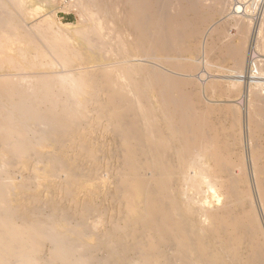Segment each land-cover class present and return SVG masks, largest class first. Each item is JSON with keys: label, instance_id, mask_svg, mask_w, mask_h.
Here are the masks:
<instances>
[{"label": "bare ground", "instance_id": "1", "mask_svg": "<svg viewBox=\"0 0 264 264\" xmlns=\"http://www.w3.org/2000/svg\"><path fill=\"white\" fill-rule=\"evenodd\" d=\"M61 1L88 16L75 38L45 20L30 24L22 0H0V264H264L263 225L234 143L245 124L232 105L219 112L233 123H216L207 92L173 71L188 60L194 72L202 58L219 71L232 65L236 74L220 79L232 90L255 85L248 104L264 140V66L254 76L246 64L261 29L251 31L241 5L233 23L210 27L227 0ZM211 78L204 87L215 94L222 80ZM98 130L117 145L112 187L100 180ZM255 148L264 214V149ZM13 167L29 175L16 182ZM87 181L107 188L108 204ZM98 217L107 230L90 224Z\"/></svg>", "mask_w": 264, "mask_h": 264}, {"label": "rangeland", "instance_id": "2", "mask_svg": "<svg viewBox=\"0 0 264 264\" xmlns=\"http://www.w3.org/2000/svg\"><path fill=\"white\" fill-rule=\"evenodd\" d=\"M62 2V3H61ZM60 2V0H56L55 2H53V3H46V2H38V1H36V0H22V5L24 6V7H26L27 9H28V11H29V13H30V15H31V19H30V24L32 23H36L37 24V22L38 23H40L41 21H48L49 23H50V28H51V26H52V30H60V32L61 33H63V35H66V36H69L70 38H75L76 37V34H77V32H75V30H84L85 28H86V26H88V16L87 15H82V16H84V17H81V15L79 14H77V13H79L78 12V10L76 9V8H74V6H72L71 4H69V3H67L66 2V5L64 4L65 2H63V1H61ZM213 2V3H212ZM209 3H212V6L214 7L216 4H215V2L212 0V1H210ZM228 3V4H227ZM230 3V4H229ZM232 3V4H231ZM241 3V4H240ZM237 4V5H236ZM71 7L72 6V8L73 9H71L69 6ZM225 6H223L225 9L223 10V13H225V14H222V15H220V16H216V18H215V20H214V22H216V23H212L211 25H210V27H219V26H222L223 24H225V23H227V21H228V23L231 21V23H233V21L232 20H234L233 18L234 17H236V15H235V13H233V12H235V8L236 7H238V6H240L241 5V7H242V13H240V14H238L240 17L241 16H245V20H248V21H246L247 22V24H248V26H249V24H250V27L249 28H251V31H254V30H256L257 31V37H259V31L258 30H260V43L262 44V43H264V0H227L226 1V3L224 4ZM62 7V8H61ZM63 7H65V8H63ZM222 7V8H223ZM66 9V10H65ZM75 9V10H74ZM69 10V11H68ZM233 10V11H232ZM65 11V12H64ZM225 11H227V13L225 12ZM245 11V12H244ZM68 12V13H67ZM246 13V14H245ZM247 13H248V15H247ZM232 15V16H231ZM237 15V16H238ZM250 15V16H249ZM87 16V17H86ZM225 16V17H224ZM234 16V17H233ZM95 18H96V15L94 16ZM94 17L92 18V20H94ZM222 17V18H221ZM231 17H233V18H231ZM88 20H87V19ZM220 18V19H219ZM226 18V19H225ZM247 18H249V19H247ZM222 19V20H221ZM225 19V20H224ZM251 19H253V20H251ZM41 20V21H40ZM87 20V21H86ZM223 20H224V22H223ZM258 20V21H257ZM261 20V21H260ZM219 21V22H218ZM52 22V23H51ZM34 23V24H35ZM55 25H54V24ZM230 23V24H231ZM217 24V25H216ZM258 24H260V25H262V26H260V25H258ZM232 25V24H231ZM233 26V25H232ZM231 26V27H232ZM230 27V33L232 34V35H234V34H236L237 33V29L233 26L232 28ZM259 27H261V28H259ZM233 29V30H232ZM262 36H263V38H262ZM258 39V38H257ZM260 43H258V41L256 40L255 41V43L254 44H256V48L253 46V47H251L250 46V43L248 44L249 46H248V48H247V52H246V64L248 65V61L250 62V65L252 64V67L253 68H250V69H252V73H251V71H250V73L251 74H254V76H258V70L260 71V69H261V66H264V63H263V59H264V53H263V51H264V44L263 45H261ZM263 46V47H262ZM260 47H262V48H260ZM251 48V49H250ZM253 49V50H252ZM260 49V50H259ZM255 51V52H254ZM258 51V52H257ZM251 52V53H250ZM252 52H253V55H254V53H255V56L257 57V58H255V56L254 57H252L253 55H252ZM261 52V53H260ZM259 53V54H258ZM37 54V52H35L32 56H35ZM202 56H203V54H202ZM250 56V57H249ZM249 57V58H248ZM54 59H56V60H59L60 61V58H58V57H53ZM259 58H260V60H259ZM263 58V59H262ZM37 59H42V56H39ZM194 59H195V57H194ZM204 58H202V60H203ZM250 59V60H249ZM253 59H255V61H253ZM199 60L200 62L198 63L197 61H196V64L198 63V64H200L199 66H200V68H198V69H196V71H194V72H191V69L189 68V71H188V66H189V63H190V61H188V60H186L185 62L183 61L182 62V64H184V65H186L185 66V68H184V70L183 69H181L180 71L179 70H173V71H179L178 73L177 72H175V74L174 75H179L180 73V76H179V78H182V79H188L191 83L190 84H193V86H191L190 84V89H193V88H196V89H199V91H201L200 92V95H205L204 93H206V96H204V98H203V95H202V98H203V100H204V102L206 103V104H208V105H212L211 107H213L214 108V110H215V112H216V117L217 116H219V117H217L216 119H215V121H216V123H219V122H222V123H225V122H227V123H225V124H227L228 126L231 124V123H233V122H230L231 120H232V115H231V113H230V115H229V113H228V116H224L225 114L223 113V110H221L220 112H219V110L220 109H224L227 105L228 106H230V105H232L233 106V109H234V111H235V109H236V111L235 112H233L232 114L234 115V113L236 114V112H237V118H238V120H239V118H240V120H239V124H242V126H240V127H242V128H237V130H239L238 132L237 131H235V134H237V133H239L238 135H235V139H234V143H238V144H235V148H236V154L239 156V157H242L241 159H243V161H244V159H245V161H244V176H245V178L247 179L246 181H247V185H249V187L251 188L250 190H251V194H252V201L254 200V202H255V210L257 211L256 212V214L258 215V219L260 220V222H261V225H263L264 226V214H263V211L261 210V207H260V204H257V203H259V202H257L256 201V199H258V195H256L255 196V194H258L257 193V190H255V187L256 186H253V185H255V180H254V175H253V173H254V169L252 168V167H254L252 164V161L253 160H251L252 159V153H253V148H255L256 147V145H257V147L255 148V149H259V150H263L264 148V140H263V138H261V135H259L258 136V133H256V126L252 123V118H253V111H252V106L250 105L249 106V104H250V98H249V89L250 88H255V85H251L250 83H249V81L246 83V85L245 84H240V85H238V86H235V87H237V88H235L234 90H232V88H231V84L230 85H228V81H227V75L228 76H231V75H235L236 74V72L235 71H229L230 70V68H231V66L232 65H227L226 67L225 66H222V68H226L225 70H220L219 71V69H217V68H221V66L220 65H218V64H214V66H212L213 64H211V66H210V64H209V66H208V64H207V66H206V64H203V63H206V62H204L205 60ZM256 60H259V61H256ZM189 63H188V62ZM252 61V62H251ZM187 62V63H186ZM259 62V63H258ZM258 65H257V64ZM96 64V62L95 61H90V67L91 66H93V65H95ZM202 64V65H201ZM262 64V65H261ZM205 65V66H204ZM216 65V66H215ZM218 65V66H217ZM247 65H245V68H246V66ZM257 65V66H256ZM201 66H202V70H204L203 71V73H205V75H204V77H201V78H203V79H201L200 78V76H202V75H200L201 73H200V71H201ZM258 66H259V68H258ZM207 67V68H206ZM209 67H211V69L209 68ZM257 67V68H256ZM206 69H208V70H206ZM228 69V70H227ZM232 69H233V66H232ZM254 69V70H253ZM168 70L170 71L171 69H169L168 68ZM186 70V71H185ZM193 70H195V69H193ZM192 70V71H193ZM200 70V71H199ZM206 70V71H205ZM210 70V71H209ZM56 71H58V72H60V71H62V72H64V71H66L67 72V69L66 70H63V69H58V70H56ZM182 71H184L185 73H183ZM227 71V72H226ZM256 71V72H255ZM171 72V71H170ZM202 72V71H201ZM208 72H210V73H208ZM216 72V73H215ZM174 73V72H173ZM177 73V74H176ZM206 73H208V74H210V75H208L207 76V74ZM187 74V75H186ZM216 75V76H215ZM215 77V78H218V79H220V78H224V80L226 79V83H225V81H223L222 79H220V80H222V85H221V88H219V90H217L216 92H215V94L214 93H209L208 91H206V86L204 87V85H206L207 83H209L211 80H213L214 78H211V77ZM264 78V77H263ZM190 79H193V80H190ZM206 79V80H205ZM201 80H203V81H201ZM205 81H207V82H205ZM255 81V80H254ZM264 81V80H263ZM223 82L225 83V84H223ZM199 85H198V84ZM206 83V84H205ZM195 84V85H194ZM227 84V85H226ZM250 84V85H249ZM195 86H198V87H195ZM250 86V87H249ZM233 87V86H232ZM264 86H262V89L260 88V93L264 96V88H263ZM225 90H224V89ZM202 89H204V90H202ZM222 90H224V91H222ZM240 90V91H239ZM243 90V91H242ZM198 91V90H197ZM198 91V92H199ZM203 91V92H202ZM223 93H221V92ZM242 92H243V95H242ZM202 93V94H201ZM240 93V94H239ZM246 93V94H245ZM208 94V95H207ZM209 94H211V95H209ZM213 94V95H212ZM233 96H234V98H233ZM238 97V98H237ZM227 99H229V100H227ZM236 99V100H235ZM248 99V100H247ZM227 100V101H226ZM235 100V101H234ZM237 100H240L239 102L237 101ZM242 102V103H241ZM227 103V104H226ZM246 103V104H245ZM249 103V104H248ZM236 104V105H235ZM242 105V106H241ZM246 105V106H245ZM218 106H219V108H218ZM236 108H235V107ZM248 106V107H247ZM246 107V108H245ZM218 110V111H216V109ZM237 108H239V109H237ZM251 109V110H250ZM225 110V109H224ZM249 110V111H248ZM219 113H220V115H222V116H220L219 115ZM248 113V114H247ZM251 113V114H250ZM240 116H239V115ZM249 116H250V118H249ZM224 117H226V118H224ZM231 120H230V119ZM224 119V120H223ZM218 120H219V122H218ZM221 120V121H220ZM105 123V122H104ZM230 123V124H229ZM244 123V124H243ZM247 123V124H246ZM248 124H250V126L248 125ZM254 125V126H253ZM238 126V127H239ZM249 127L251 128V129H249ZM255 129H254V128ZM248 128V129H247ZM103 131V130H102ZM101 130H98L96 133H95V135H94V133H93V135H94V137H93V135H92V143H94L96 146H99V148H101V149H104V152L103 153H100L101 155H99V156H101V158H102V165L103 166H105L106 168V170H107V172H108V174H107V172H106V170H105V172L102 174V175H100V176H102V178L100 179V180H102L103 178L105 179L107 176V178L104 180V183H106V186L108 185L109 187H112V185H114V181H115V177H116V173H117V169H119V167H120V163L117 161L118 159H116L115 157H116V154L114 153H111V152H109V151H112V150H109L110 149V146H111V148L114 150L115 148H113L112 147V145L114 146H116V148H117V145L116 144H114L116 141L113 139V138H111L112 137V135H110V133L108 132V134H107V132L106 131H103L102 132ZM243 131V132H242ZM251 131V132H250ZM100 132V133H99ZM104 132H105V134H104ZM237 132V133H236ZM253 132H255V133H253ZM243 133V134H242ZM248 133V134H247ZM102 134V135H101ZM252 134V135H251ZM254 134V135H253ZM242 135V136H241ZM256 135V136H255ZM98 136V137H97ZM249 136H250V138H254V139H250L249 138ZM240 137H241V139H240ZM97 138V139H96ZM259 138H260V140H259ZM96 139V140H95ZM111 139H112V141L114 142H112L111 143ZM262 139V140H261ZM237 140V141H236ZM97 141H98V143H97ZM236 141V142H235ZM240 142V143H239ZM255 142V143H254ZM257 142V143H256ZM240 144V145H239ZM263 144V145H262ZM103 145V146H102ZM238 145V146H237ZM259 145V146H258ZM114 146V147H115ZM237 146V147H236ZM251 149H253V150H251ZM108 150V152H106ZM239 151V152H238ZM252 152V153H251ZM239 153V154H238ZM251 154V155H250ZM104 155V156H103ZM112 155V156H111ZM105 157V158H104ZM111 157H113V158H111ZM264 156L262 155V159H261V162L263 163H261V165H263L264 166V158H263ZM105 159V160H104ZM116 160V161H115ZM263 160V161H262ZM108 161V163H106ZM117 162V163H116ZM105 164V165H104ZM108 165V166H107ZM262 166V167H263ZM117 167V168H116ZM15 168H17V167H13V169L11 170V172H12V174H13V176L15 175V180H16V182H18V180L20 181L21 180V177L23 176V175H26L27 176V173H28V175H29V172L28 171H23V170H21L19 167V169L21 170H19L18 168L16 169V170H14ZM264 168V167H263ZM110 169V170H109ZM115 170V171H114ZM246 170V171H245ZM14 172V173H13ZM20 172V173H19ZM27 172V173H26ZM114 172H115V174H114ZM248 172V173H247ZM110 174V175H109ZM17 175H19V176H17ZM21 175V176H20ZM115 175V176H114ZM253 175V176H252ZM111 176V177H110ZM247 176V177H246ZM252 178V179H251ZM18 179V180H17ZM102 180V181H103ZM254 180V181H253ZM110 181V182H109ZM249 181V182H248ZM94 182V181H93ZM93 182L91 181V182H86L85 183V185H88V186H86L87 188H90V189H93V188H95L96 187V190L97 189H99V191H97V193L98 192H100V194H103L104 193V195H99V198H98V202L100 201V199H103V200H101L100 202H103L104 204L106 203V204H108V202H107V198L105 197V192L107 191V188L105 187H103L102 185H100V183H98V181H95L94 183L96 184V186H95V184H93ZM110 183H112V184H110ZM249 183V184H248ZM254 183V184H253ZM97 185H98V188H97ZM104 185V184H103ZM100 186H102V188L100 187ZM254 188V189H253ZM101 189V190H100ZM255 190V191H254ZM103 191V192H102ZM102 196H104V198L102 197ZM255 197H257V198H255ZM105 200V201H104ZM21 200H14L13 201V203L14 204H16V205H20V203L22 204V201L20 202ZM258 206L260 207V208H258ZM261 210V211H260ZM104 216H106V218L107 219H109L110 220V217L108 216V215H104ZM103 216V217H104ZM103 217H98V218H92V219H90V220H92V221H89V222H91L90 224H93L94 222H96V224H97V226H98V230L99 231H101V230H107L108 228H109V226H110V224H109V222L107 223L106 221H105V219L106 218H103ZM108 221V220H107ZM93 222V223H92ZM109 224V225H108ZM262 226V228H263V231H264V227ZM46 249H48V247H46ZM100 256H103L102 254H100Z\"/></svg>", "mask_w": 264, "mask_h": 264}]
</instances>
